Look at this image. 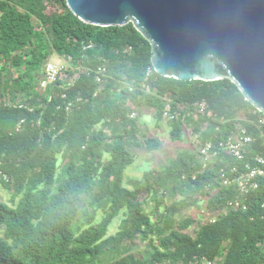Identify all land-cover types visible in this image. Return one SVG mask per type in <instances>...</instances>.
<instances>
[{
	"label": "trees",
	"instance_id": "trees-1",
	"mask_svg": "<svg viewBox=\"0 0 264 264\" xmlns=\"http://www.w3.org/2000/svg\"><path fill=\"white\" fill-rule=\"evenodd\" d=\"M51 3L60 10L47 14ZM54 55L68 67L42 90V71ZM151 55L131 23L85 24L66 0H0V186L10 194V204L0 201V264H189L194 256L264 264V182L246 198L248 212L222 214L215 223L199 212L211 192L209 214L239 198L214 180L233 161L219 160L198 180L183 181L200 164L193 152L180 151L125 185L133 147L143 146L139 119L130 117L140 108H152L161 121L169 100L185 116L168 123L176 141L205 125L202 140L216 141L239 122L257 144L264 138L258 110L230 79L181 81L154 71L146 80ZM102 65L108 74L100 84ZM201 102L209 106L205 115L194 107ZM144 145L149 152L161 147L151 136ZM163 197L173 200L165 205ZM149 202L154 212L145 211ZM189 209L197 214L185 215ZM137 239L148 242L147 256L132 251Z\"/></svg>",
	"mask_w": 264,
	"mask_h": 264
},
{
	"label": "water",
	"instance_id": "water-1",
	"mask_svg": "<svg viewBox=\"0 0 264 264\" xmlns=\"http://www.w3.org/2000/svg\"><path fill=\"white\" fill-rule=\"evenodd\" d=\"M83 23L132 24L161 77L230 79L264 114V0H66Z\"/></svg>",
	"mask_w": 264,
	"mask_h": 264
},
{
	"label": "built area",
	"instance_id": "built-area-1",
	"mask_svg": "<svg viewBox=\"0 0 264 264\" xmlns=\"http://www.w3.org/2000/svg\"><path fill=\"white\" fill-rule=\"evenodd\" d=\"M131 47H128L126 52H131ZM68 63L65 65L54 64L51 61L45 64L40 78V87L45 90L48 86L57 82L60 76L65 72ZM153 67L147 70L148 77L153 74ZM108 74V68L102 65L97 70V82L102 84ZM133 87L130 88L132 90ZM194 107L202 115L208 112V104L201 102L195 104ZM258 115V123L264 125V114L260 111L255 112ZM134 118V113L130 116ZM182 117L181 113L172 108L168 100L163 114L162 120L165 123L174 122ZM185 119V116L182 117ZM207 126L202 127L200 132L192 134V142L194 144V155L200 164V168L195 172L188 174L184 173L181 176L183 181H196L200 175H204L211 171L219 160L233 161L229 166H221L217 170L215 181L219 186L225 189H234L238 195V199H229L225 202L223 208L215 213L209 214L207 209L208 200L211 195L201 199L200 214L207 217L209 223H215L220 215L228 214L229 212L239 213L248 212L249 204L246 198L258 192L264 182V138L257 144L256 138L242 123H237L232 131L225 137L213 140H202L203 134L207 130ZM215 135L221 132L220 128L215 129ZM258 145V146H257ZM211 185L206 186L207 192L210 191ZM264 207V203L262 205ZM160 264H184L183 262L164 261ZM189 264H222L218 259H209L205 256H194Z\"/></svg>",
	"mask_w": 264,
	"mask_h": 264
},
{
	"label": "rangeland",
	"instance_id": "rangeland-1",
	"mask_svg": "<svg viewBox=\"0 0 264 264\" xmlns=\"http://www.w3.org/2000/svg\"><path fill=\"white\" fill-rule=\"evenodd\" d=\"M56 10H60L57 3H51L47 5V14H52ZM50 61L58 65L67 64L66 61L64 62L63 60H60L55 55L50 58ZM153 113L154 111L152 108L144 107L140 108L139 112H136L134 114V118L139 119V124L142 128L141 134L143 135L140 137L139 142L142 143L143 146L133 147V152L136 155V161L125 172V185H127L129 188H131V181L142 178V173L145 169L166 166L170 160L176 158L177 154L180 151L194 152V144L192 142V137L190 136V134L185 133L183 141L173 140L170 133L171 126H169L168 123H165L162 119L161 121H156ZM147 136L158 139L161 143V147L156 151L149 152L144 145V140ZM9 199L10 194L0 186V201L10 204ZM163 199L165 205L171 203V200H173L168 197H163ZM144 209L148 213H150L151 211L154 212V202H149L148 205L144 206ZM184 214L196 215L197 211H195L194 209H189L185 211ZM151 218H153V216H151ZM121 219L122 217H118L114 220L109 231L110 235L117 232ZM136 243L137 247L132 250L134 253H145L144 256H147L146 253L151 252V249L147 246V241L140 242V240L137 239Z\"/></svg>",
	"mask_w": 264,
	"mask_h": 264
}]
</instances>
